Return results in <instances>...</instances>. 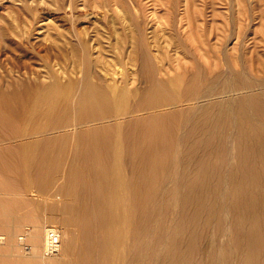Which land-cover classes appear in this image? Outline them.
<instances>
[{"label":"bare ground","instance_id":"6f19581e","mask_svg":"<svg viewBox=\"0 0 264 264\" xmlns=\"http://www.w3.org/2000/svg\"><path fill=\"white\" fill-rule=\"evenodd\" d=\"M182 1L203 31L191 61L159 65L141 24L136 85L89 62L68 82L0 79V231L33 227L0 264H264V0H228L229 18L168 0L173 26ZM54 220L61 250L40 254Z\"/></svg>","mask_w":264,"mask_h":264},{"label":"rangeland","instance_id":"374dc122","mask_svg":"<svg viewBox=\"0 0 264 264\" xmlns=\"http://www.w3.org/2000/svg\"><path fill=\"white\" fill-rule=\"evenodd\" d=\"M228 3L219 0L216 7L229 18ZM184 10L182 1L176 17L178 25L173 26L168 0H0V79L26 77L49 82L59 78L68 82L80 78L89 62L94 78H103L110 88L124 78L136 85L139 81L135 57L141 24L146 27L147 46L159 65L167 67L169 62L175 64L182 59L191 61L185 47H195V36L203 31L198 30L197 22L190 23ZM224 15L212 19V23L208 21L214 30L211 42L215 44L220 42L224 30ZM213 24L217 26L212 27ZM214 58L205 57L206 61ZM59 221L48 225L62 229ZM32 228L16 227L12 241L0 231V248L15 247L12 253L27 255L28 246L32 245ZM46 234L47 231L39 249L45 255Z\"/></svg>","mask_w":264,"mask_h":264},{"label":"built area","instance_id":"2783aa9c","mask_svg":"<svg viewBox=\"0 0 264 264\" xmlns=\"http://www.w3.org/2000/svg\"><path fill=\"white\" fill-rule=\"evenodd\" d=\"M62 247V234L55 225L47 227L46 234V253L49 255L57 254Z\"/></svg>","mask_w":264,"mask_h":264}]
</instances>
